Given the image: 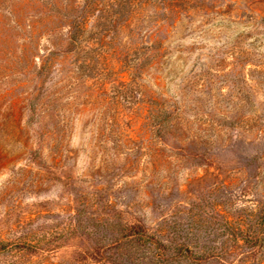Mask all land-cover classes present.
I'll list each match as a JSON object with an SVG mask.
<instances>
[{
    "label": "rangeland",
    "instance_id": "obj_1",
    "mask_svg": "<svg viewBox=\"0 0 264 264\" xmlns=\"http://www.w3.org/2000/svg\"><path fill=\"white\" fill-rule=\"evenodd\" d=\"M263 209L264 0H0V264H93L120 221L264 264L205 251Z\"/></svg>",
    "mask_w": 264,
    "mask_h": 264
},
{
    "label": "trees",
    "instance_id": "obj_2",
    "mask_svg": "<svg viewBox=\"0 0 264 264\" xmlns=\"http://www.w3.org/2000/svg\"><path fill=\"white\" fill-rule=\"evenodd\" d=\"M113 226V235L105 242H96L85 248V251H81V254L84 253L83 255L93 264H132L133 258L130 257L128 244L147 251L148 256H143V260H138L140 263L145 261L149 264H181L182 260H187L188 263L201 264L204 259L201 253L193 252L188 249L186 244L175 243L172 245L157 239L154 235L148 233L141 224L120 221ZM231 240L233 242L232 246H229L228 239H226L220 241V248L205 246V251H209L208 255L216 258L220 257V252H211L212 250L219 249L229 255L232 252L230 247L233 246L244 249L243 253L248 256H255L259 253L264 247V209L257 213L255 225L241 230L240 235ZM41 242V239L34 240V244L24 241L20 245L16 244V248L26 249L27 251L44 249L40 247ZM7 245L0 240V252H4L8 248ZM207 257L205 256V258Z\"/></svg>",
    "mask_w": 264,
    "mask_h": 264
}]
</instances>
